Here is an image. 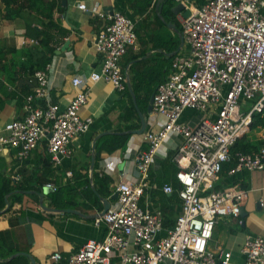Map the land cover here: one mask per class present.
Segmentation results:
<instances>
[{"label": "built area", "instance_id": "obj_1", "mask_svg": "<svg viewBox=\"0 0 264 264\" xmlns=\"http://www.w3.org/2000/svg\"><path fill=\"white\" fill-rule=\"evenodd\" d=\"M192 1L175 0L189 9L187 16L178 13L187 50L173 57L167 78L153 92L152 113L164 121L159 130L145 133L147 147L133 158L138 180H120L115 203L95 217V223L106 227L101 239L85 242L67 257L55 252L51 264H228L230 253H215L208 242L219 220L239 217L248 191L234 185L217 188L215 182L226 163H232L227 170L231 174L239 169L264 171V146L230 154L253 115L264 111V0H204L198 7ZM135 42L134 22L122 12L111 14L95 35L101 67L89 78L125 90L128 75L121 58ZM34 78L24 115L5 125L0 149L15 148L19 157H27L46 139L50 161L59 165L70 152V140L91 123L79 115L87 100L85 81L72 77L77 93L61 109L47 99L46 69L36 70ZM37 98L44 99L41 105ZM187 110L193 114L185 119ZM169 135L177 138L173 161L181 207L174 224L164 228L161 212L143 209L139 199ZM45 187L57 188L53 182ZM162 190L171 193L173 187L165 183ZM240 252L243 264H264V238L247 235Z\"/></svg>", "mask_w": 264, "mask_h": 264}, {"label": "crops", "instance_id": "obj_2", "mask_svg": "<svg viewBox=\"0 0 264 264\" xmlns=\"http://www.w3.org/2000/svg\"><path fill=\"white\" fill-rule=\"evenodd\" d=\"M22 1L17 0V3ZM132 1L59 0L58 7L53 11L56 28L52 30L53 41L50 45L53 51L50 54L42 52L38 41L25 34L26 21H32V25L38 29L46 21L35 12H24V17L11 20L0 19V46L7 52L4 62L12 68L7 75L0 74L3 83L0 90L3 99L0 136L5 134L4 127L8 122L24 115L25 97L33 92L35 84L26 94L22 92L19 81L28 77V67L33 65L35 68L37 61L46 57L50 58L43 68L48 77L47 99L57 103L61 109L65 108L77 93L71 79L79 75L85 81L87 92V100L79 109V115L91 119L88 130L70 140V152L59 165L51 163L46 139L40 141L27 157H19L15 148L0 149V193L9 183L12 190L3 193L9 207L11 195L20 194L19 198L14 199L11 210L0 214V231L8 232L4 246L0 247V253L4 254H0V264H32V261L34 264H51L55 252L67 257L85 242L101 239L106 227L103 223H95L94 219L103 208L102 199L112 206L116 201L113 195L117 183L120 180H138L133 158L138 151L147 147L145 133L159 130L164 121L163 117L152 112L147 114L149 98L158 83L167 78L173 57L179 52L184 53L187 44H181L179 34L165 24L172 20L163 17L161 12L168 13L166 8L170 0H163L161 8L157 6L158 0H151L142 14L135 12L139 1ZM192 2L198 7L204 0ZM175 3V0H171L170 10ZM80 4H84L85 9H80ZM2 8L0 1V10ZM116 11L124 13L134 22L136 32L135 44L128 47L121 58V66L128 75L127 87L123 91L116 90L110 83L93 82L89 78L91 72L101 67V55L94 48L95 35ZM155 15L161 18L163 25L155 19ZM174 16L178 18V14ZM179 22L176 20V27H180ZM13 73L17 78L15 81ZM145 97H148L146 103L142 101ZM43 101L37 98L35 103L41 105ZM192 114L193 111L187 110L184 118ZM146 116L145 128L140 132L141 118ZM243 134L251 142L258 143L257 147L264 146V127L248 126ZM124 135L127 139L121 146L110 150L106 147L98 149L106 142H116L115 136ZM163 143L145 178L147 186L139 204L143 209L160 211L161 217L164 214L163 218L165 213L168 215L171 212V219L166 217L172 221L167 223L171 225L181 207L175 180L177 166L173 161L177 138L169 135ZM228 168L223 167L215 186L223 188L234 185L247 189V198L241 206L239 217L221 219L215 225L208 248L215 253L229 252L228 264H243L240 247L244 238L247 235L264 238V171L239 169L231 174ZM66 171H71L72 175L67 176ZM102 176L109 179L106 185L97 184ZM47 182H53L56 186L68 182L72 185L81 183L76 188V194L66 201L68 206L56 209H74L82 215L44 211L40 207V199L46 206L53 207L47 198L49 192L44 191ZM165 183L172 185L171 193L162 190ZM34 186L41 187L37 199L32 195Z\"/></svg>", "mask_w": 264, "mask_h": 264}, {"label": "trees", "instance_id": "obj_3", "mask_svg": "<svg viewBox=\"0 0 264 264\" xmlns=\"http://www.w3.org/2000/svg\"><path fill=\"white\" fill-rule=\"evenodd\" d=\"M3 3V8L0 10V19H14L18 17H24L23 13L27 12L30 14V12H35L37 15H39L42 19H45L46 21L43 23L41 29H38L36 26L32 25V21H26L25 26V34L26 36H31L35 38L38 43L40 44L42 48V52L51 53L53 51V47L50 45V43L53 41V33L52 30L56 28V24L54 22L53 18V11L56 7L59 5V0H23L22 3H17V0H0ZM132 1V0H131ZM139 1V5L137 8H135V12L138 14L144 13L147 6L151 3V0H136ZM135 3V0L132 1ZM171 0L168 3V7L165 11H162V16L167 17L166 19L172 20V22L175 23L176 26V20L174 19V14L170 10ZM169 14V15H167ZM155 19L160 23V25H163L164 22L161 21L157 15H155ZM180 29V27H177ZM34 33V34H33ZM173 43V40L171 41ZM7 52L4 50L3 47L0 46V74H8V70H11L12 68L8 63H5L4 60L6 58ZM50 58L46 57L42 60L37 61V64L35 68H33V65L28 67L30 69V73L26 79H21L19 82L21 83V90L23 93H28L31 91L32 86L35 84V78H34V72L38 69H43L46 64L49 62ZM13 80L15 81L17 78H15V74L13 73ZM10 81H12V77L10 78ZM3 87V83L0 80V90ZM148 97L143 98V102H147ZM3 105V99L0 97V108ZM132 112V107L129 109L128 113L130 114ZM264 127V111L263 113L254 114L253 118L251 120V123L249 125V128L253 127ZM116 142L109 143L106 142L105 144H102L98 149H101L102 147H106L108 150L116 148L117 146H121L126 141V136H115ZM258 143L251 142L248 137L245 134H242L240 137L236 139L234 144L230 147V154L232 156L235 155L236 152H251L253 150L258 149ZM260 147V146H259ZM175 154V151L173 152V155ZM232 163H226L224 166L230 167ZM176 180V179H175ZM109 182L108 177L102 176L101 179L97 182L98 185H106ZM81 183H76L75 185H72L70 182L57 186L55 190L49 191L47 194V198L49 199V204L52 205L55 208H64L68 206V203L66 201L69 199V197L74 196L76 194V188L79 187ZM107 187V186H106ZM16 188H20L17 187ZM34 190V193L32 195L37 199V195L39 194V191L41 190V187L34 186L32 187ZM99 189V188H98ZM12 190V187L8 184L5 185V191L0 193V209H3L5 207V201L3 199V193L10 192ZM106 192V191H105ZM20 197L19 193H13L11 195L10 207L5 210L4 214L11 210L12 203L14 202V199H17ZM164 215V214H163ZM162 215V225L164 227H169L174 224V222L169 225L167 223H171V220L166 219L170 218L171 212H169L168 215L165 213V218H163ZM168 225V226H167ZM8 232H1L0 231V247L4 246L6 239H7ZM1 254V253H0ZM4 255V254H1ZM5 264V263H4Z\"/></svg>", "mask_w": 264, "mask_h": 264}, {"label": "water", "instance_id": "obj_4", "mask_svg": "<svg viewBox=\"0 0 264 264\" xmlns=\"http://www.w3.org/2000/svg\"><path fill=\"white\" fill-rule=\"evenodd\" d=\"M162 2H163V0H158L157 1V6L161 8ZM171 10H172V12L174 14H178L180 12H182L184 16H187L189 14V9L185 8L184 5L182 3H179V2L175 3L173 5V7L171 8ZM165 24L167 25V27L173 29L174 32L179 34L180 42L182 44L183 43L182 34L179 31V29L175 26V24L172 21H167V22H165ZM152 98H153V95L149 98V103H148V106H147V114H150L152 112V105H151L152 104ZM146 118H147V116L141 118V129H140V132L143 131V129L145 128ZM44 191L45 192H49L51 190L49 188H46V189H44ZM40 196H42V195H40ZM113 196L117 197V191L114 192ZM102 200H103L102 201L103 208L100 211L99 215H102L110 207V204H109V202L106 199H102ZM5 203H6L5 207L3 209H0V214L2 212H4L9 207V203H8L7 199H5ZM39 203H40V207L44 211H47V212L74 213V214L82 215L79 211L74 210V209H67V208H65V209H56V208H53V207L46 206L45 204H43L42 199H40ZM241 210H240V214H241ZM31 263L34 264L33 261Z\"/></svg>", "mask_w": 264, "mask_h": 264}, {"label": "rangeland", "instance_id": "obj_5", "mask_svg": "<svg viewBox=\"0 0 264 264\" xmlns=\"http://www.w3.org/2000/svg\"><path fill=\"white\" fill-rule=\"evenodd\" d=\"M175 19L179 22V19L177 17H175ZM180 23V22H179Z\"/></svg>", "mask_w": 264, "mask_h": 264}]
</instances>
